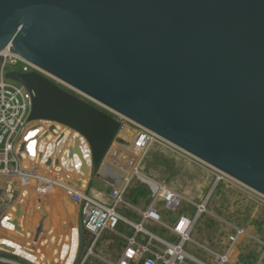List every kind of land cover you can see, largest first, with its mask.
Instances as JSON below:
<instances>
[{
  "label": "water",
  "instance_id": "1",
  "mask_svg": "<svg viewBox=\"0 0 264 264\" xmlns=\"http://www.w3.org/2000/svg\"><path fill=\"white\" fill-rule=\"evenodd\" d=\"M9 43L264 195V0H0V51ZM5 77L31 93L30 122L62 124L85 139L90 179L98 177L121 123L36 72ZM75 152L88 174L77 142ZM40 204L37 242L48 216ZM10 223L20 230L17 219ZM77 229L75 264L85 237L81 220Z\"/></svg>",
  "mask_w": 264,
  "mask_h": 264
},
{
  "label": "built area",
  "instance_id": "2",
  "mask_svg": "<svg viewBox=\"0 0 264 264\" xmlns=\"http://www.w3.org/2000/svg\"><path fill=\"white\" fill-rule=\"evenodd\" d=\"M10 72H36L40 74L49 81L53 82L59 88L89 102L96 108L117 119L121 123L120 132H122V130L127 131V126L132 125L135 129L130 138L131 140L129 139L126 141L124 137H119L118 133L113 141V143L117 144L118 147L125 145L128 149L118 150L114 148L115 150L110 156L111 159L115 157L116 160L118 159V161L123 163L127 160L128 154V159L134 160L132 164V175L137 174L138 176L139 172L137 169L140 167L148 149L155 143L161 144L175 152L183 153L186 156L200 161L199 158L181 147L150 131L149 129L130 121L105 104L84 94L74 86L67 83L64 79L29 62L18 52L14 51L12 44L9 43L0 51V178L6 180V182H4L6 185L4 187H0L2 190H0V197H4V202H0V207H2L1 205L8 203L10 208L8 211L0 210V222L5 219L6 213L7 215L10 214L7 218L8 222L18 218L16 216L18 211L17 202L21 197L27 196L34 202V211L33 214H28L29 218H32L34 214L40 217L38 213L41 206L40 202L46 212L49 213L53 210L55 201L65 197L69 202V207L73 208V211H71L73 215L70 217V224L67 223L68 228L61 230H59V228L56 229L55 235L51 238V243H56L58 247L68 246V249L66 250L69 251V254L75 253L71 264H75L78 254L79 234L77 224L79 220L82 222L85 234L84 240L90 237L91 243L88 247L89 249L84 254L82 250L81 257L77 264H84L89 255L93 254L92 249L95 247L103 233L117 232V229L122 223L129 226L132 229V233L129 236H124L125 245L120 256L114 262H108L109 264H211L195 257L185 248V245L188 242H193L191 234L198 223V220L201 216L208 212L207 205L210 198L209 195H207L200 203H192L195 208L194 215L191 216L182 214L176 218L173 224H167L163 220V210L166 212H174L181 204L183 196L163 183L154 181L156 185H152L150 183V179L145 176L146 179L140 178V180L146 181L150 188V202L144 210L139 212V220L132 222L126 219V217H123L118 210L119 206L126 204L123 198L132 177L124 179L122 174H119V177L121 178L117 179L118 172L115 170V167L110 161H108V163L105 162L107 154L97 170L98 177L95 176L94 179H101L106 183L111 184V203H104L97 200L95 197H91L88 192H86L87 181L84 182L81 179L67 180L68 178L64 177L54 178L53 176L58 175L59 171L54 172L51 170H48L50 173L49 176L51 177L49 179L44 175L42 170H37V162H43V165L46 168L47 166H53V170H55V167L61 164L60 159L62 161L64 158V155L62 158L58 157L59 153L57 152L59 149L62 150L64 148L66 150L65 156L69 157L71 153L69 158H75L74 165L76 167V171L78 173H82L83 177L87 180L88 178L83 171H81L82 160L78 153L75 152V143L77 142V147L81 153V157L87 165V175H89V179L92 167L91 152L85 139L79 133L65 125L49 121L30 122L28 119L32 106L31 93L21 84L6 78L5 75ZM51 125H54V129L52 131L50 130ZM66 130H68L70 134L65 135L64 133ZM36 131L35 141H40L41 138L51 134L54 136V138L52 137L54 142L52 147L46 151H44L43 147L40 148V144L36 142L35 155L30 157V147L28 143L31 138V134ZM66 136L67 138L64 139ZM82 140L84 142H82ZM22 144H25L24 151H20ZM54 149L57 151H54ZM24 156L35 160L33 161V167L23 165V161H28L23 158ZM48 161H50V164H48ZM56 161H58L57 165ZM200 162L206 165L210 172L214 175L215 185H218L221 182H226L231 187L244 191L251 196L260 197L264 200V195L253 188L205 163L204 161L202 162V160ZM112 168L114 169V172L111 173L114 174L110 173ZM66 171L69 172V169H66ZM118 171L121 172L120 170ZM77 182H80V185H78ZM82 185H84V187H81ZM14 186L15 189L11 188ZM88 186L89 183L87 184V187ZM16 191H18L17 197L14 201L9 202L13 198V193ZM8 194L10 195L9 200L7 198ZM160 206H162L161 209H159ZM21 216H23L22 213ZM36 227L37 225L34 226L32 224L26 227L31 232V241L28 242V245L30 246H37L36 243H33V236L35 235ZM72 228H75L76 230L75 237L71 234ZM153 228L165 230L170 233L175 240L169 241L165 239L157 234ZM21 229L22 228L20 227V230ZM45 231L48 236L51 234L53 229H45ZM57 231H59V233H57ZM243 233L244 231L236 229L234 233L229 236V247L227 248V251L221 255L215 254L217 257L216 264L229 263V255L231 254L239 236ZM56 236H59V239H55ZM46 243V241H42L37 250L32 249L33 252L38 255L36 264H69L67 262L69 261L71 254L63 256L58 247H56V249H52L51 247L53 255L51 259L48 258L44 252L45 247H43ZM49 245L47 244L46 246ZM2 261L20 264L17 261L5 256H0V262ZM28 263L31 264L30 262Z\"/></svg>",
  "mask_w": 264,
  "mask_h": 264
},
{
  "label": "rangeland",
  "instance_id": "3",
  "mask_svg": "<svg viewBox=\"0 0 264 264\" xmlns=\"http://www.w3.org/2000/svg\"><path fill=\"white\" fill-rule=\"evenodd\" d=\"M134 129L135 128L132 125H129L127 126V131H119L118 136L124 137L127 141L133 135ZM36 133L37 131L31 134V138L29 139L28 145L30 147V157L35 155L36 142L40 144V148H44V151L53 145V142L49 141L53 140V135L48 134V136L46 135L41 138L40 141H35ZM64 134L66 135L69 133L65 131ZM115 145L116 144L114 143L112 146ZM54 151L57 150L54 149ZM58 157H60V155H58ZM23 158L30 161H23V165L33 167V161H35L34 159H30L27 156H24ZM105 160L107 161V158ZM74 161L75 158L65 160L63 165L69 166L70 164V168H72L74 166L72 164ZM200 161L186 156L183 153L175 152L161 144H153L146 152L140 167L137 169L139 172L138 176L137 174H133L131 176L132 178L130 179L128 189L123 198L127 205L122 204L119 206V212L123 217H126V219L132 222L139 220V212L144 210L150 202V188L146 181L140 180L139 176H143L145 179L147 177L150 181L153 180L152 182L155 181L165 184L183 196L181 204L174 212H166L163 210V220L167 224H173L176 218L182 214L191 216L194 215L195 208L192 203H200L207 195L210 196L207 205L208 212L201 216L191 234L193 242H188L185 245V248L195 257L200 260H207L203 257L208 255L210 261H213L211 264H216L217 257L215 254L221 255L227 251V248L229 247V236L233 234L236 229L244 231L242 236L248 242L245 244V247H252L251 250L255 253L259 252V246L261 250L264 249V200L260 197L251 196L244 191L231 187L226 182H221L218 185H215L214 175L210 172L209 168ZM36 164L37 170L47 171L54 169L53 166H47V168L44 167L43 162H37ZM58 169H60V165L55 167V170ZM111 172H114L113 168L110 170V173ZM88 176L89 175H86L89 179ZM71 177L73 180H78L80 175L72 173V175H69L68 179H71ZM88 179L86 181L87 184L89 183V186L87 187L86 184V192H88L91 197H95L101 202L111 203V184L106 183L101 179ZM226 187L232 190L231 194L228 196V200H230V202L226 200L224 204H222V199H219V193H221L222 188ZM141 188L145 189V195H138L135 197L133 192H137V190ZM63 206H66V209H69V202L65 197L55 201L53 209L54 207H56V209H54L52 214L53 218L57 223L60 222V219L65 218L66 223L70 224V217L73 215L71 211H73V208H70L69 217H66V212ZM22 208L23 210L27 208L29 211L32 209V207H26L25 205H23ZM161 208L162 206L159 207V209ZM224 209L229 211L230 214L225 212L223 213L222 211ZM251 225H255V228L251 227ZM3 227L6 229L10 228L7 224L3 225ZM72 230L75 233V228H72ZM153 230L169 241L175 240V238L165 230L158 228H153ZM199 231H201L203 237V239H200L201 241L195 237V234ZM131 233L132 229L123 223L119 226L117 232L103 233L95 247L92 249L93 254L89 255L84 264H109L108 261L114 262L120 256L125 245L124 236H129ZM242 236L235 243L232 252L229 255V263L227 264L255 263L252 258H247L245 256L247 253L242 252ZM204 238L209 241H204ZM90 243V237L84 240L83 254L89 249L88 247L90 246ZM221 248L222 250H217ZM74 256L75 253H72L67 263L71 264Z\"/></svg>",
  "mask_w": 264,
  "mask_h": 264
},
{
  "label": "crops",
  "instance_id": "4",
  "mask_svg": "<svg viewBox=\"0 0 264 264\" xmlns=\"http://www.w3.org/2000/svg\"><path fill=\"white\" fill-rule=\"evenodd\" d=\"M66 132L69 133V131H67V130H66ZM66 135H68V134H66ZM66 138H67V136L64 139H66ZM49 141L50 142L51 141L54 142L53 140H49ZM82 142H84V141L82 140ZM58 152H59L60 158H62L63 155H64V158H63L62 161L60 159V163H61L60 164V169L54 171V172H58L59 171V174L58 175H55L53 177L54 178H59V177L60 178H62V177L68 178L69 175H72V173H74L75 175H80V178H78V180L81 179L82 181H85L86 182V179L83 177V174L82 173H78L76 171V167H75L74 163H72L74 165L73 166L74 167V170H73V167L70 168V166H71L70 164H69V166L63 165V162L65 160L71 159L68 156L67 157L65 156L66 150L63 148L62 150L59 149ZM66 169H69V172H67ZM51 171H53V169ZM43 173H44V175L47 178H49V179L51 178L49 176L50 173H49L48 170L47 171H43ZM85 175H87V174H85ZM67 180H69V179H67ZM70 180H73L72 177H71ZM4 182H6V180L0 178V187H4L6 185ZM1 183H4V184H1ZM16 187H18V186H16ZM81 187H84V185H82ZM11 188L15 189V186L14 187H11ZM231 191L232 190H230V188L229 189L227 187L226 188H222L221 193H219V199H222L221 200L222 201L221 202L222 204H224V202L226 200H228V196L231 194ZM9 194L7 195L8 200L10 198V195ZM1 201L4 202V197H0V202ZM11 201H12V199L9 202H11ZM228 202H230V200H228ZM5 204L1 205L2 206V207H0V210L1 211H4V210H7L8 211V209L10 208L9 205H8V203H5ZM23 205H25L26 207H32L31 211L27 210V208L23 210V208H22ZM34 207H35V205H34L33 200H30L29 197H27V196L21 197L20 200H18V202H17V209L19 211H21V213L23 214V216L17 218L18 225L22 228L21 230H15L13 228V226L11 225V223L8 222V219L7 218H8V216L10 214L7 215V213H6L5 219L2 222H0V251L8 253L9 254L8 257L10 259L17 261L20 264H25V263L27 264L28 262H30L31 264H36L37 263L36 260L38 259V255H37V253L33 252V250H37L39 248V246L41 245L40 243L42 241H46L47 242L43 246V247H45L44 252H45V255L48 258L51 259L52 258V255H53L52 249L53 248L56 249V247H58L56 243H52L51 244V238L55 235L57 228H59V230L64 229V228L65 229L68 228L65 218L64 219H60V222L59 223H57L54 220L52 214L54 212V209H56V207H57V205H56V207H54V209L51 212L48 213L47 218L44 220V224H43L44 230H43V233L42 234L45 237L43 239H41V240H39L40 239V237H39V239H38L39 242H37V241L34 240V236H33V243H36L37 246H35V245H31V246L28 245V242L31 241V232L26 227L28 225H30V224H32L34 226L38 225V222H39V219H40V217H38L35 214H34V216H32V218H29L28 214H33ZM63 207H64L65 212H66V217H68V214H69V211H70V207H69V209L68 208L66 209V206H63ZM222 212L223 213L225 212V213L230 214V212L229 211H226V209H224ZM5 224H7L8 226H10V228L9 229L8 228L7 229L4 228L3 225H5ZM254 226L255 225H251V227L255 228ZM45 229L46 230L53 229V231L51 232L50 235L47 236ZM57 233H59V231H57ZM71 234H72V236L74 235V237H75V233L72 232V230H71ZM241 236H239L238 240L241 238ZM58 237L59 236H56L55 239H59ZM195 237H196V239H198L199 241H201L200 239L201 238L203 239L201 231H199L197 234H195ZM242 238H243V240H242L241 244H243V245H242L241 248H242V252L243 253H247L245 256L247 258H252L254 260V262H255L254 264H264V249L261 250V248L259 246L258 247L259 248V252H256L255 253L254 251L251 250L252 247H245V244L248 243V242L244 239L243 236H242ZM204 241H209V240H206L204 238ZM47 244L48 245L50 244V245L49 246H46ZM4 246H6L8 248H5ZM51 247H52V249H51ZM67 247L66 246L65 247L64 246H59L58 247L59 250H61V254L63 256H64V253H65V255H68L69 254V251L66 250V249H68ZM222 248L221 249H217V250L220 251V250H222ZM19 258L23 259V261H20ZM203 258L204 259H207V260H203V261H207V262H210V263L213 262V261H210V258H209L208 255H206V257H203ZM256 260H257V263H256ZM108 262H110V261H108ZM0 264H14V263L13 262L8 263V262H3L2 261V262H0Z\"/></svg>",
  "mask_w": 264,
  "mask_h": 264
},
{
  "label": "bare ground",
  "instance_id": "5",
  "mask_svg": "<svg viewBox=\"0 0 264 264\" xmlns=\"http://www.w3.org/2000/svg\"><path fill=\"white\" fill-rule=\"evenodd\" d=\"M114 144V143H113ZM128 149V147H126L125 145H121V147H118V145L116 144L115 146H111L110 150L108 151L107 155H106V158H107V161L105 160V162L108 163V161L111 162V164L115 167V170L118 172V178L117 179H120L121 177H119V174H122L123 178H130L132 176V164H133V159L132 160H129V155L127 154V160H125V162L121 163L120 161H118V159L116 160L115 157L113 159H111V155H112V152H114L115 149ZM121 153V152H120ZM117 156V155H115ZM123 156V155H122ZM122 156H118V157H122ZM105 158V159H106ZM110 165V166H112ZM117 166V167H116ZM121 168V169H120ZM118 170H120L121 172H119ZM139 178H142V179H145L143 176H139ZM150 183L152 185H156L154 182L150 181Z\"/></svg>",
  "mask_w": 264,
  "mask_h": 264
},
{
  "label": "trees",
  "instance_id": "6",
  "mask_svg": "<svg viewBox=\"0 0 264 264\" xmlns=\"http://www.w3.org/2000/svg\"><path fill=\"white\" fill-rule=\"evenodd\" d=\"M145 189H138L137 192H133V195H135V197H137L138 195L139 196H142V195H145ZM131 199H132V196H131Z\"/></svg>",
  "mask_w": 264,
  "mask_h": 264
},
{
  "label": "flooded vegetation",
  "instance_id": "7",
  "mask_svg": "<svg viewBox=\"0 0 264 264\" xmlns=\"http://www.w3.org/2000/svg\"><path fill=\"white\" fill-rule=\"evenodd\" d=\"M114 177V176H113Z\"/></svg>",
  "mask_w": 264,
  "mask_h": 264
}]
</instances>
